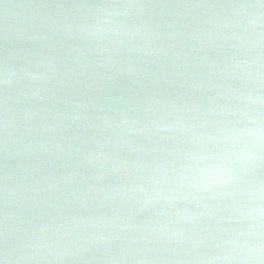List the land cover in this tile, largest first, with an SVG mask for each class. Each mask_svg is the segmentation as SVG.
Returning <instances> with one entry per match:
<instances>
[{
	"label": "water",
	"instance_id": "obj_1",
	"mask_svg": "<svg viewBox=\"0 0 264 264\" xmlns=\"http://www.w3.org/2000/svg\"><path fill=\"white\" fill-rule=\"evenodd\" d=\"M0 264H264V0H0Z\"/></svg>",
	"mask_w": 264,
	"mask_h": 264
}]
</instances>
